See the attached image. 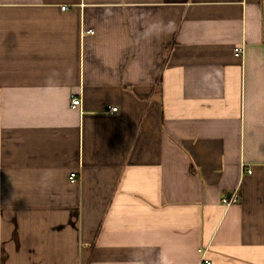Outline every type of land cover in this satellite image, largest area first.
I'll use <instances>...</instances> for the list:
<instances>
[{
    "label": "crops",
    "instance_id": "1",
    "mask_svg": "<svg viewBox=\"0 0 264 264\" xmlns=\"http://www.w3.org/2000/svg\"><path fill=\"white\" fill-rule=\"evenodd\" d=\"M202 259L264 264V0H0V264Z\"/></svg>",
    "mask_w": 264,
    "mask_h": 264
},
{
    "label": "built area",
    "instance_id": "2",
    "mask_svg": "<svg viewBox=\"0 0 264 264\" xmlns=\"http://www.w3.org/2000/svg\"><path fill=\"white\" fill-rule=\"evenodd\" d=\"M62 10H66V7H63ZM243 55V49L242 48H237L235 49V56L236 57H241ZM71 105L72 107L76 108L81 105V100L80 98H77L75 95L71 96ZM112 112H116L117 108H111ZM252 172L249 171V174ZM76 178L75 174L71 175V179L74 180ZM240 201V190H235L231 195L229 196H224L222 198V203L226 206H231L239 203ZM200 264H211V262L207 259H202Z\"/></svg>",
    "mask_w": 264,
    "mask_h": 264
}]
</instances>
